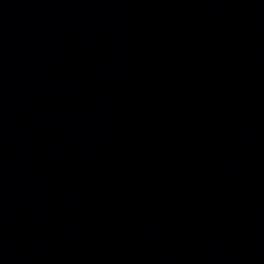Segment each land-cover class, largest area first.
<instances>
[{"label": "water", "instance_id": "water-1", "mask_svg": "<svg viewBox=\"0 0 264 264\" xmlns=\"http://www.w3.org/2000/svg\"><path fill=\"white\" fill-rule=\"evenodd\" d=\"M0 264H264V0H0Z\"/></svg>", "mask_w": 264, "mask_h": 264}]
</instances>
